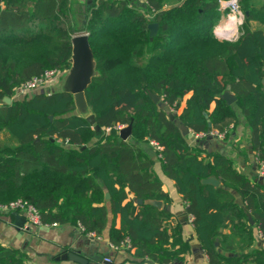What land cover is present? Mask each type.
<instances>
[{"label":"trees","instance_id":"16d2710c","mask_svg":"<svg viewBox=\"0 0 264 264\" xmlns=\"http://www.w3.org/2000/svg\"><path fill=\"white\" fill-rule=\"evenodd\" d=\"M220 1L90 0L80 30L72 0H0V207L23 199L44 225L79 224L96 236L111 216L114 247L128 239L135 256L173 264L179 255L169 240L178 229L170 213L136 202H168L145 148L154 142L209 264H264V252L251 250L255 229L264 238V185L243 175L231 158L190 147L175 123L194 135L227 137L241 111L255 159L264 162V0H238L245 18L234 41L214 32ZM152 23L158 25L153 37ZM81 32L99 73L85 96L100 133L72 115L71 94L13 100L34 77L66 72L71 39ZM228 89L237 98L232 105L222 98ZM188 94L171 120L164 106L178 112ZM131 121V139L124 141L115 127ZM208 178L220 186L203 183ZM0 264H27V256L0 246Z\"/></svg>","mask_w":264,"mask_h":264},{"label":"crops","instance_id":"0c3cea01","mask_svg":"<svg viewBox=\"0 0 264 264\" xmlns=\"http://www.w3.org/2000/svg\"><path fill=\"white\" fill-rule=\"evenodd\" d=\"M89 2L90 0H86V10ZM72 3L76 9L78 0H72ZM226 18L227 13L223 12L214 32L219 37L217 29L223 27L222 31H225L227 36L222 39L233 37V41L237 40L240 35V25L235 21L236 19L232 18L227 19L228 23L225 26L223 23ZM61 78L51 85V88L56 86ZM189 97L190 94L185 97L178 112H176L177 114L182 112L185 101ZM238 117L239 125L232 129L227 137L206 140L199 147L195 143L198 138L187 137V143L197 151L216 152L231 158L243 175L264 185V178L259 177L258 174V165L253 149L250 150V147H252L251 129L241 111H238ZM3 136L4 134L1 133L0 139ZM204 138L202 137V139ZM145 148L148 149L147 151L153 159V170L162 183L161 194L168 201L167 203L162 201L163 209L170 213L169 221L178 229L177 237L169 240L171 251L177 252L179 255V258L173 264H209L208 257L196 235L192 217L185 211V202L182 196L178 193L174 182L163 173V156L151 143L146 145ZM16 215L22 216L18 212H5L0 207V246L24 252L27 256V264H81L65 258V255L77 253V251L81 252L80 257L88 260V264H158L148 258L135 256L134 249L126 246L115 248L109 242L108 232L112 224L111 216L102 235L88 236L79 224L74 223L52 224L41 227H30L25 223L23 228H18L16 226ZM125 216V210H123L117 219V226L120 224V219ZM254 237L255 240L251 250L264 252V238L256 229ZM106 258L111 259V262H106Z\"/></svg>","mask_w":264,"mask_h":264},{"label":"water","instance_id":"95a60500","mask_svg":"<svg viewBox=\"0 0 264 264\" xmlns=\"http://www.w3.org/2000/svg\"><path fill=\"white\" fill-rule=\"evenodd\" d=\"M75 19L78 28L80 30H83L85 28L86 20H87L86 0H78ZM149 29H150V36L153 37L157 34L158 25L156 23H152L149 25ZM71 45H72V55L69 60L70 67L66 71L64 76L61 78L60 82L56 86L51 88V93L71 94L74 100V111L72 112V115L86 119L87 122L96 131V133H100L101 127L97 123L95 114L89 107L85 96V91L88 88V86L91 84L92 80L99 76V73L97 71L96 59L90 47L88 35L81 32L80 34L73 36L71 39ZM150 97L155 103L160 102L159 96L150 94ZM222 98L227 102L228 105H232L237 101V98L230 93L229 89L223 93ZM4 101L7 104H11L12 102L10 98H5ZM164 108L169 113L170 119L175 121L176 114L172 113L170 108L165 106ZM205 116L207 117V114H205ZM175 123L179 126L182 135L184 137H188V138L193 137L192 132L187 126H185L183 123H181L178 120H176ZM132 124L133 121H131L129 125L125 126L123 129L119 131V136L122 140L127 141L131 139ZM209 126H211L210 123ZM213 138L215 139L218 137L208 134L205 137V140L202 141V143L205 142L206 140ZM252 149L253 148L250 147L251 151ZM203 183L211 184L215 187L220 186L219 180L215 178H208L204 180ZM108 198H109V194L106 195V199ZM136 202L138 204L151 205L159 210L163 209V202L160 200L143 201L142 199H137ZM249 221L251 225L254 224L250 217H249ZM25 223L26 221L22 216L16 215V226L18 228H23ZM80 254H81L80 251H77V253L76 252L69 253L65 255L66 256L65 258H69L70 260L79 262L81 264H88V260L80 257Z\"/></svg>","mask_w":264,"mask_h":264},{"label":"built area","instance_id":"2783aa9c","mask_svg":"<svg viewBox=\"0 0 264 264\" xmlns=\"http://www.w3.org/2000/svg\"><path fill=\"white\" fill-rule=\"evenodd\" d=\"M145 1V0H143ZM220 10L222 12L227 13V19H236L235 21L241 25L243 23L244 13L240 7L238 0H227L220 1ZM217 34L219 37L226 38L227 34L225 31L223 32V27L217 29ZM233 37H228L227 40H232ZM63 75V72L60 71H47L40 77H34L30 81L26 82L19 88H17L16 97L26 98L31 97L36 94H51V85L55 84ZM171 110V109H170ZM176 112V110H173ZM125 126H117L115 129L118 131L123 129ZM109 131V129H108ZM193 134V133H192ZM208 134L212 136H217L218 138H224L225 134H219L217 132H209ZM208 134L194 135L196 138L206 137ZM152 145L156 147V149L161 154L162 147H160L157 143L152 142ZM162 155V154H161ZM258 165V174L259 177L264 178V162L256 159ZM2 210L5 212H18L20 213L26 221V225L30 227H41L46 226L42 223L41 216L38 210L30 204L28 201L23 199H17L15 201L10 202L7 205L1 206ZM193 220V218H191ZM55 225V224H54ZM82 228V227H81ZM94 234H88V236H93ZM131 241L125 240L121 246H126L131 248ZM118 248V247H115ZM106 262H111V259L106 258Z\"/></svg>","mask_w":264,"mask_h":264},{"label":"rangeland","instance_id":"374dc122","mask_svg":"<svg viewBox=\"0 0 264 264\" xmlns=\"http://www.w3.org/2000/svg\"><path fill=\"white\" fill-rule=\"evenodd\" d=\"M227 23H228V22H227V18H226V20L224 21L223 25L226 26ZM7 98H8V97H7ZM18 99H23V98H20V97H14V98H13V100H18ZM171 112L175 114V112H174L173 110H171ZM171 112H170V113H171ZM176 112H177V111H176ZM172 113H171V114H172ZM193 139H195L194 136H193Z\"/></svg>","mask_w":264,"mask_h":264}]
</instances>
